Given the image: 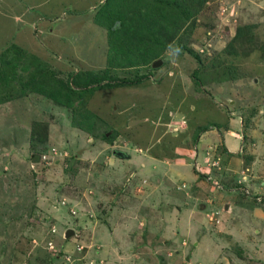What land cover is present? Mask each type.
Returning a JSON list of instances; mask_svg holds the SVG:
<instances>
[{"label":"rangeland","instance_id":"1","mask_svg":"<svg viewBox=\"0 0 264 264\" xmlns=\"http://www.w3.org/2000/svg\"><path fill=\"white\" fill-rule=\"evenodd\" d=\"M103 1L0 0V55L15 44L63 82L98 80L75 114L35 93L0 104V264H264V0H202L158 34V58L126 67L108 66ZM151 155L180 174L150 173ZM194 194L191 237L176 213Z\"/></svg>","mask_w":264,"mask_h":264},{"label":"trees","instance_id":"2","mask_svg":"<svg viewBox=\"0 0 264 264\" xmlns=\"http://www.w3.org/2000/svg\"><path fill=\"white\" fill-rule=\"evenodd\" d=\"M201 4L202 0H104L96 14L100 18L99 25L106 26L109 31L111 52L107 58L108 66L116 67L118 64L119 67H126L128 57L133 53L139 55L144 63L158 58L166 48V43L158 34L167 29L172 40ZM240 33L236 30L234 36ZM186 52L198 61L193 52ZM140 80L137 79L136 83ZM92 84H98V80L90 77L82 79L75 73L67 81L59 80L44 62L15 44L0 55V104L11 100L16 93H35L52 99L75 114L76 108L84 109L79 101ZM127 85L114 82L107 83L105 88ZM76 102L78 107L73 105ZM79 117L77 125L82 126L83 116ZM222 152H225L223 148Z\"/></svg>","mask_w":264,"mask_h":264},{"label":"crops","instance_id":"3","mask_svg":"<svg viewBox=\"0 0 264 264\" xmlns=\"http://www.w3.org/2000/svg\"><path fill=\"white\" fill-rule=\"evenodd\" d=\"M209 133H211V132H213V131H208ZM208 132H206L205 134H208ZM217 141V140H216ZM215 142V141H214ZM220 142H221V144H222V146H223V149L225 150V152H222L221 153V157L219 156V162H220V168H224V165H225V163L227 162L226 160V155L227 154H225V153H228V154H235L234 153V150H231V149H228V148H226L225 146H224V144H223V142H222V140L220 139ZM220 152L222 151V149H221V147H220V150H219ZM224 154V155H223ZM223 155V156H222ZM151 158H149L148 160H149V162L147 163V165L148 166H150V168H151V170H150V173H154L155 174V171H156V169H157V167L159 166V164H161L163 167H165V168H162V170H164L165 172H167V171H169V173H171L172 174V178L171 179H176L175 178V176L176 175H178V174H180V169L182 168V166H183V164L181 165V164H179L180 162L178 161V163H169V162H166V161H158V160H155V159H157L156 157H154V156H150ZM231 158V157H230ZM229 158V159H230ZM151 162H153V165H152V163ZM198 163H195V161H194V166H197L198 167V165H197ZM230 164H231V162H227L226 163V166H227V169H228V167H230ZM152 168H155V170H153ZM153 170V171H152ZM177 170V171H176ZM227 171V170H226ZM222 172H224V171H222ZM228 172V171H227ZM195 173V174H194ZM194 173L193 174H191V175H189L188 177H186L185 178V180H187V181H189L190 183H191V185H190V187H194L195 189H194V191H200L201 189H202V182L203 181H201L200 179H199V173H198V169H195V167H194ZM229 173H231V172H229ZM232 174V173H231ZM182 175H184V174H182ZM243 178L245 179V177H242V179L241 180H243ZM184 180V181H185ZM232 180V179H231ZM145 185L147 184V182L146 183H144ZM161 188H162V186L160 185V186H158V185H156L155 183H154V185H153V188H147L146 189V187H145V190H147V192L146 193H143L144 194V196H143V199H142V201H143V204H145L146 203V201L148 200V197L150 196V194L152 193V191H151V189H153V190H155V191H162L161 190ZM231 189V188H230ZM144 190V191H145ZM233 190V189H232ZM189 192V191H188ZM195 196H193L192 198L191 197H188L187 198V200H188V202H187V204L185 203L184 204V206L183 207H181V208H179V210L181 211L180 213H178V211H177V213L176 214H180L179 215V222L181 221V222H183V224L182 223H180V226L182 227V226H184V229L187 231V233H188V235L190 234V236L191 237H193V235H197L199 232H200V229H201V227H203V226H205V223L203 224V225H199V223L197 222L201 217H202V214H203V212H204V215H205V209L204 210H200V212L198 211V210H195L194 209V200L193 199H195V201H197V200H199V199H201V198H203V197H197V195L196 194H194ZM227 198V197H226ZM189 200H191V201H193L192 202V205H190V203L191 202H189ZM230 203V205H231V210H233L234 208H236V203H234V202H227L226 204H229ZM152 207H154V208H156L157 206H152ZM183 212V213H182ZM255 214L259 217V218H263V215H259L256 211H255ZM225 231H227V232H230V231H232V229H227V227L224 229ZM228 234V233H227ZM188 235H186L187 237H188ZM189 236V237H190ZM188 239V238H187Z\"/></svg>","mask_w":264,"mask_h":264},{"label":"water","instance_id":"4","mask_svg":"<svg viewBox=\"0 0 264 264\" xmlns=\"http://www.w3.org/2000/svg\"><path fill=\"white\" fill-rule=\"evenodd\" d=\"M160 64V61H155L153 64H152V68L153 67H156L157 65H159ZM69 235H71V233L69 234V233H65V235H64V237L65 238H67ZM186 260H187V258H186Z\"/></svg>","mask_w":264,"mask_h":264}]
</instances>
